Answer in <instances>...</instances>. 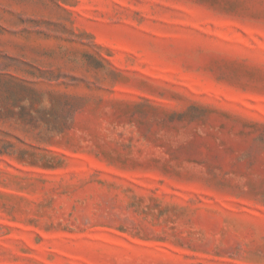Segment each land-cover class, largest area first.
Listing matches in <instances>:
<instances>
[{
    "label": "rangeland",
    "instance_id": "obj_1",
    "mask_svg": "<svg viewBox=\"0 0 264 264\" xmlns=\"http://www.w3.org/2000/svg\"><path fill=\"white\" fill-rule=\"evenodd\" d=\"M0 264H264V0H0Z\"/></svg>",
    "mask_w": 264,
    "mask_h": 264
}]
</instances>
